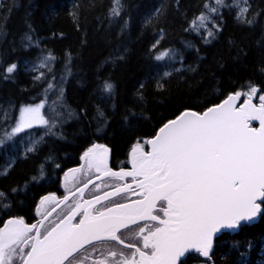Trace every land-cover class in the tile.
Listing matches in <instances>:
<instances>
[{
	"label": "trees",
	"instance_id": "16d2710c",
	"mask_svg": "<svg viewBox=\"0 0 264 264\" xmlns=\"http://www.w3.org/2000/svg\"><path fill=\"white\" fill-rule=\"evenodd\" d=\"M121 2L127 9L123 19L109 17L112 0H15L10 14V0H0V56L19 63L13 78L0 79V119L41 100L51 103L46 115L59 119L36 152L17 158L9 174L0 177L5 194L0 219L33 218L38 196L57 190L59 178L93 142L112 147L116 163L137 138H147L179 110L203 111L250 83L264 86V0H250L243 16L238 0H224L217 16L220 31L207 39L194 24L205 3L214 0ZM29 24L33 32L25 50ZM170 52L182 60L179 68L155 60ZM46 57L54 61L39 70ZM105 81L113 86L111 94L102 91ZM126 110L137 114L131 124L124 120ZM9 153L0 149V165ZM213 260L264 264V215L234 233H222Z\"/></svg>",
	"mask_w": 264,
	"mask_h": 264
},
{
	"label": "snow or ice",
	"instance_id": "6c2138e0",
	"mask_svg": "<svg viewBox=\"0 0 264 264\" xmlns=\"http://www.w3.org/2000/svg\"><path fill=\"white\" fill-rule=\"evenodd\" d=\"M223 4L206 2L196 18L194 27L204 29L205 39L220 31L217 16ZM15 6L10 0L7 12ZM126 14L121 0H112L109 17ZM32 32L26 25L25 50ZM18 71V61L0 56V79L10 80ZM245 89L229 92L203 111L186 107L163 120L153 134L130 145L126 164L118 170L109 166L110 149L93 142L80 155L79 168L64 173L81 171L86 177L75 191L59 200L52 193L41 196L35 223L17 216L0 219V264H186L189 259L215 264L217 234L264 215V86L250 83ZM112 90L105 81L102 91ZM44 106V100L22 104L0 123V149L10 150L33 128L54 134L59 119L48 117ZM137 118L126 110V122ZM13 166L9 161L6 169Z\"/></svg>",
	"mask_w": 264,
	"mask_h": 264
},
{
	"label": "rangeland",
	"instance_id": "374dc122",
	"mask_svg": "<svg viewBox=\"0 0 264 264\" xmlns=\"http://www.w3.org/2000/svg\"><path fill=\"white\" fill-rule=\"evenodd\" d=\"M249 1L250 0H238V8H239V15L243 16L247 13L248 10V5H249ZM241 9H246L245 11H241ZM197 23V21H196ZM197 30L201 31L204 30L202 28H197ZM54 59L52 58V60L49 58L48 62L46 63L45 67H40V65L38 66L39 70L41 68L45 69L48 67V63L49 62H53ZM162 61L166 64V66L169 69H172L175 67L176 68L180 67V63H181V59L178 58L177 55L174 54V52H170V53H166L164 58L162 59ZM44 62V61H43ZM54 101H60L59 97H56L54 99ZM48 107L51 108V103L50 104H45L44 108L42 109L43 112H45L46 114H48ZM2 122V119H0V123ZM48 133H46L45 129H30V130H26V133L21 134L20 139H18L16 141V143L14 145L11 146V150L12 153H9L6 156V160L3 164L0 165V177L6 175L5 171L9 172L10 169H6V164L7 162L11 161V162H15L17 158L19 157H28L30 154L36 152V150L45 142L46 136ZM35 141V144H33V142ZM28 147H34V151L31 153L26 152L25 150ZM1 193V192H0ZM59 208H57L56 210H58Z\"/></svg>",
	"mask_w": 264,
	"mask_h": 264
},
{
	"label": "flooded vegetation",
	"instance_id": "af4514ba",
	"mask_svg": "<svg viewBox=\"0 0 264 264\" xmlns=\"http://www.w3.org/2000/svg\"><path fill=\"white\" fill-rule=\"evenodd\" d=\"M107 147L110 149L109 166L112 167L113 170H118L120 167H123L127 161V154H126V157L124 159H121L120 161H117L116 163H114L113 149L110 146H107ZM80 164H81V161L69 169H78ZM89 175H91V173H89ZM85 180H86V177L82 174L81 171H77L75 173L69 172L68 176L64 175L63 177L59 178L57 190H49L45 194L39 195L38 197L40 198L41 196L52 193V194H55L56 200H59L61 197H63L66 194V192L75 191V188L77 186H79V182L85 181ZM101 186L103 187V185H101ZM93 191H95V190L93 189ZM39 198L37 199L36 202H39ZM85 198H88V197H85ZM55 206H56V201L54 200L52 202V207H55ZM60 207H63V206H60ZM41 211H43V208L41 209ZM49 211H51V207L49 208ZM56 211H57V213H59L60 208ZM17 217H22L24 219L25 223H35L36 219H38V217L35 216V212H34V217L31 219H29L28 217H26L24 215L17 216ZM1 226H2V224H1Z\"/></svg>",
	"mask_w": 264,
	"mask_h": 264
},
{
	"label": "water",
	"instance_id": "95a60500",
	"mask_svg": "<svg viewBox=\"0 0 264 264\" xmlns=\"http://www.w3.org/2000/svg\"><path fill=\"white\" fill-rule=\"evenodd\" d=\"M253 125H257V127H258V123H256V122H254L253 123ZM59 208V207H58ZM258 217H259V215L257 216V218L254 220V221H252V222H248V224H252V223H255L257 220H258ZM243 224V223H242ZM238 229H236V230H223L221 233H219V234H217V237H219L223 232H225V231H231V232H236ZM216 237V238H217ZM216 238H214V241H215V239Z\"/></svg>",
	"mask_w": 264,
	"mask_h": 264
}]
</instances>
